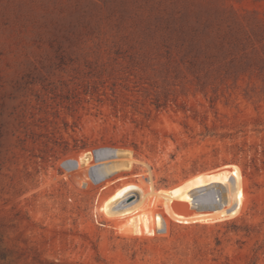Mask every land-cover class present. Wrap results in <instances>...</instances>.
<instances>
[{
    "label": "rangeland",
    "instance_id": "obj_1",
    "mask_svg": "<svg viewBox=\"0 0 264 264\" xmlns=\"http://www.w3.org/2000/svg\"><path fill=\"white\" fill-rule=\"evenodd\" d=\"M0 264H264V0H0Z\"/></svg>",
    "mask_w": 264,
    "mask_h": 264
},
{
    "label": "built area",
    "instance_id": "obj_2",
    "mask_svg": "<svg viewBox=\"0 0 264 264\" xmlns=\"http://www.w3.org/2000/svg\"><path fill=\"white\" fill-rule=\"evenodd\" d=\"M90 169L92 170V172L90 173V175H87V177L84 178V179L87 182H90V179L95 180V182H97L100 179V171H99V169L97 168V166H92ZM131 200H133V197L132 196H127L121 201V203L122 204L128 203V202H131Z\"/></svg>",
    "mask_w": 264,
    "mask_h": 264
}]
</instances>
